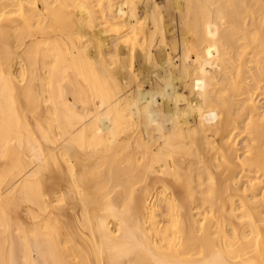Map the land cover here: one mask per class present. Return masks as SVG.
I'll list each match as a JSON object with an SVG mask.
<instances>
[{
  "label": "bare ground",
  "instance_id": "1",
  "mask_svg": "<svg viewBox=\"0 0 264 264\" xmlns=\"http://www.w3.org/2000/svg\"><path fill=\"white\" fill-rule=\"evenodd\" d=\"M0 264H264V0H0Z\"/></svg>",
  "mask_w": 264,
  "mask_h": 264
}]
</instances>
